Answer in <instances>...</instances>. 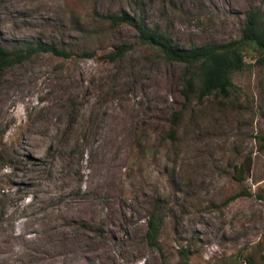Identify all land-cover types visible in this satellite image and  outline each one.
<instances>
[{
  "label": "rangeland",
  "instance_id": "rangeland-1",
  "mask_svg": "<svg viewBox=\"0 0 264 264\" xmlns=\"http://www.w3.org/2000/svg\"><path fill=\"white\" fill-rule=\"evenodd\" d=\"M251 9L264 15V0H0L1 45L70 53L0 72V264H176L182 247L189 264H245L258 244L264 254V60L247 47L228 96L186 98L182 64L105 19L125 11L190 46L238 39ZM122 43V59L104 57ZM153 211L159 248L145 238Z\"/></svg>",
  "mask_w": 264,
  "mask_h": 264
},
{
  "label": "trees",
  "instance_id": "trees-1",
  "mask_svg": "<svg viewBox=\"0 0 264 264\" xmlns=\"http://www.w3.org/2000/svg\"><path fill=\"white\" fill-rule=\"evenodd\" d=\"M111 26L127 23L135 30L136 42L140 45L157 49L168 62L182 64L185 73L182 76L183 94L187 98L195 90L199 99L211 94L228 96L233 85V74L245 66V48L252 46L258 52V59L264 60V15L259 10L245 12V20L240 29L238 39L222 43H206L204 45L182 46L176 44L167 31L152 27L141 18H135L122 11L119 14L105 15ZM132 48V44L122 43L104 54L109 61L122 59ZM51 53L60 57H68L70 53L63 47L45 42L29 43L22 48L9 49L0 44V72L8 67L27 61L40 53ZM92 50H82L77 56L92 57ZM180 111H174L170 118L169 136L173 137ZM264 147V136H259ZM243 164L235 166V172H243ZM159 220L153 211L147 221L145 238L151 248H159ZM257 253L248 254L245 264H263V247L260 244ZM176 264H189L190 256L187 248L178 251ZM258 254V256H257Z\"/></svg>",
  "mask_w": 264,
  "mask_h": 264
}]
</instances>
